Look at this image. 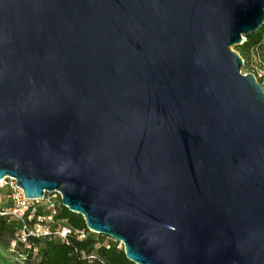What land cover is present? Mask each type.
Wrapping results in <instances>:
<instances>
[{"label":"water","instance_id":"obj_1","mask_svg":"<svg viewBox=\"0 0 264 264\" xmlns=\"http://www.w3.org/2000/svg\"><path fill=\"white\" fill-rule=\"evenodd\" d=\"M264 0H0V180L59 191L135 264H264Z\"/></svg>","mask_w":264,"mask_h":264},{"label":"built area","instance_id":"obj_2","mask_svg":"<svg viewBox=\"0 0 264 264\" xmlns=\"http://www.w3.org/2000/svg\"><path fill=\"white\" fill-rule=\"evenodd\" d=\"M261 32V42L251 49L252 58L248 65L249 71L242 72L245 74L252 73L264 87V52L261 51L262 46H264V27ZM16 184V179L10 176L0 180V216H10L20 223L19 229L9 241V246L14 251L22 250L19 254L22 262L29 261L27 252L32 251L33 255L38 253V247L29 242L31 236L41 240L54 239L62 242L67 241L70 237L81 241L86 240L91 233L97 236H105L93 232L88 227L74 228L66 219H58L57 216L60 214L63 205L59 191L46 192L43 198L30 200L26 198L23 190ZM41 201L43 204H40ZM41 205L45 207V212L40 211ZM97 236L96 239H98ZM105 237H107L104 240L107 247L115 244L118 248L124 249L122 241ZM101 245V241L95 243V247ZM93 257V254L89 256V258Z\"/></svg>","mask_w":264,"mask_h":264},{"label":"trees","instance_id":"obj_3","mask_svg":"<svg viewBox=\"0 0 264 264\" xmlns=\"http://www.w3.org/2000/svg\"><path fill=\"white\" fill-rule=\"evenodd\" d=\"M262 40V32L251 33L246 36V40L235 47V50L244 56H249L251 49L256 47ZM41 209V208H40ZM58 219H66L74 228H86L84 218L80 214L71 212L64 205L61 206ZM20 223L10 216H0V245L8 243L19 229ZM91 233L88 239L78 240L70 237L67 241L41 240L33 236L29 237V242L38 247V253L33 255L28 253L29 261H37L36 264H135L130 261L124 249L118 248L115 244L107 247L105 236H97ZM101 241L102 245L95 247V243ZM104 241V242H103ZM93 258H89L90 255Z\"/></svg>","mask_w":264,"mask_h":264},{"label":"rangeland","instance_id":"obj_4","mask_svg":"<svg viewBox=\"0 0 264 264\" xmlns=\"http://www.w3.org/2000/svg\"><path fill=\"white\" fill-rule=\"evenodd\" d=\"M261 51L264 52V46H262ZM249 54H250L249 56H244V57L240 54L243 57V59L245 60L244 66L242 68L243 72L249 71L248 65H249L251 58H252L251 52ZM40 204H43V201H41ZM40 208H41L40 209L41 212L46 211L44 206H42ZM20 252H22V250H19V251L18 250L17 251L12 250L8 243L0 245V264H36L37 261L22 262V259L19 256Z\"/></svg>","mask_w":264,"mask_h":264}]
</instances>
